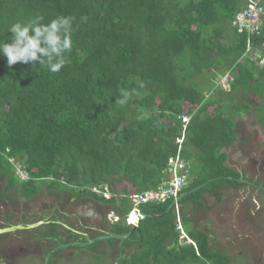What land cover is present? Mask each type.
Here are the masks:
<instances>
[{"label":"trees","instance_id":"1","mask_svg":"<svg viewBox=\"0 0 264 264\" xmlns=\"http://www.w3.org/2000/svg\"><path fill=\"white\" fill-rule=\"evenodd\" d=\"M247 4L0 0V41L10 42L8 29L17 21L36 16H43L44 23L57 16L75 19L70 62L59 73L41 68L39 61L10 69L0 54V174L6 176L5 191L16 189L21 197L32 198L43 183L64 187L110 206L122 219L132 208L126 196L158 189L167 180L163 172L169 159L179 153L193 178L181 195L212 180L178 201L184 230L195 244H179L175 205L167 212L173 199L146 203L140 209L147 216L134 233L141 243L134 260L232 264L228 255L211 248L209 233L194 228L184 212L189 204L192 210L205 209L204 195L219 192L223 183L243 185L225 179L239 177L227 166L225 150L238 138L235 118L239 107H246L234 104L233 93L262 98L254 113L264 131V65L248 58L249 35L233 25ZM250 43L251 48L264 44V25ZM211 71V83L201 84ZM227 75L230 91L217 89L226 100L211 108L214 81ZM138 81L145 87L139 88ZM123 90L133 95L118 105ZM224 102L233 103L232 113ZM10 157L21 161L33 180L20 182ZM123 182L127 185L117 191L115 185ZM106 185L111 199L92 191ZM118 194L123 198L117 199ZM113 228L125 232L121 226Z\"/></svg>","mask_w":264,"mask_h":264},{"label":"flooded vegetation","instance_id":"2","mask_svg":"<svg viewBox=\"0 0 264 264\" xmlns=\"http://www.w3.org/2000/svg\"><path fill=\"white\" fill-rule=\"evenodd\" d=\"M256 173L247 179L253 184L242 183L241 186L254 188L251 190H254L253 193L258 192L256 195L260 202L259 194H264V190L259 187L264 188V176H260L259 172ZM240 174L237 179L242 178ZM37 191L32 198L21 197L16 189L5 191L13 192L16 197L13 199L16 200L9 205L11 210L8 209L6 215L0 216V264H23L26 259L32 257H39L40 264H53V259L55 264H67L73 258L80 262L87 257L92 260L103 254L107 255V264H137L134 256L140 253L141 243L134 238V233L140 221L138 225L127 224L125 219L115 221L113 217L115 213L110 206L108 208L103 203H96L90 197L75 193L68 188L52 187L43 183ZM218 193L208 195L213 197ZM112 197L113 195L105 198ZM86 203L106 208L107 211L98 226L87 224L92 221L90 216L87 217L88 222H83L81 218L83 216L78 215L77 210L68 212L71 206L84 207ZM204 203L206 204V201ZM42 207L43 210L40 209ZM107 217L113 223L107 221ZM192 223L193 227L197 228L193 221ZM204 225L208 232L201 230L210 233L212 226L207 218ZM114 226L125 228V232H115ZM126 226L130 228L126 229ZM99 237L108 238L96 241ZM212 239L210 236V240ZM98 244L101 245L96 249L94 246Z\"/></svg>","mask_w":264,"mask_h":264},{"label":"rangeland","instance_id":"3","mask_svg":"<svg viewBox=\"0 0 264 264\" xmlns=\"http://www.w3.org/2000/svg\"><path fill=\"white\" fill-rule=\"evenodd\" d=\"M263 51L264 44L256 48H251L248 51V58L255 60L262 66L264 65ZM214 73L215 71L209 72L206 79L200 81V83L205 85L211 83V78ZM227 76H219L214 81L215 89L212 90L211 95L215 96L216 100L211 108L217 107L220 100H226L225 97L219 95L217 89L222 88L227 92L230 91V78ZM201 86L203 87L204 85ZM233 99L235 105H246L245 110L239 107L238 115L235 118L238 138L231 147L225 150L229 156L227 158L228 164H231V167L234 166V168H237L241 167V163L245 162L243 156L250 159L253 154L259 156L260 153L264 152V131L258 123L257 115L254 113V107L262 103V98L247 94L243 91H237L233 93ZM226 103L228 104V112L232 113L235 109V107H232L233 103L224 102V104ZM245 169H247L246 166ZM254 171L252 170L249 176H253L252 173ZM6 183V176L0 174V216L6 215L8 209H10L9 205L16 200L13 199L16 198L13 192H5ZM126 185L123 182L122 184L115 185L114 188L119 191ZM212 187V185H209L208 189L210 190ZM238 191L223 186V189H220L219 193L213 197H210L208 194L204 195L203 202L206 201V208L204 210L199 208L192 210V205L189 204L185 207L184 215L189 217L196 224L197 228L207 232L208 229L204 224L206 218L209 220V224L213 227V233L215 235V239L210 241L211 248L220 250L228 255L232 259V264H264V194H259L260 205L258 206L256 198L253 200L252 194H247L246 188ZM108 195L111 196L113 194L111 193L110 195L108 193ZM116 197L120 200L123 196L118 194ZM40 209L43 210V207ZM76 210L78 215L83 216L81 217L83 222H88L87 217L90 216L92 221L87 224L92 226H98L100 219L107 211L105 207L100 205L86 203L84 207L71 206L68 212H76ZM220 212L223 214V217H220ZM182 214L180 213L181 216ZM109 220L107 217V221ZM110 221L113 223L112 220ZM191 226L192 224H190V228ZM100 245L98 244L94 247L98 249ZM106 260L107 255L103 254V256L99 257L98 255V258L92 260H89L87 257L84 261L80 262L73 258L67 264H107ZM52 263L55 264L54 259ZM23 264H40V258L32 257L31 259H26Z\"/></svg>","mask_w":264,"mask_h":264},{"label":"clouds","instance_id":"4","mask_svg":"<svg viewBox=\"0 0 264 264\" xmlns=\"http://www.w3.org/2000/svg\"><path fill=\"white\" fill-rule=\"evenodd\" d=\"M74 22L75 19L71 16H57L47 23H44L43 16L30 18L27 22H14L8 29V32L12 34L9 37L10 42L0 41V54L6 57L10 69L18 63L34 64L39 61L41 68L46 67L51 73H59L70 62L67 54L72 50ZM137 85L139 88L145 87L143 81H138ZM132 95V92L123 90L116 103L125 105ZM9 162L20 182L33 180L21 161L15 157H10ZM14 164L21 165L29 173L30 179L27 181L21 180ZM98 188L104 190L105 186ZM97 194L105 198L104 191Z\"/></svg>","mask_w":264,"mask_h":264},{"label":"built area","instance_id":"5","mask_svg":"<svg viewBox=\"0 0 264 264\" xmlns=\"http://www.w3.org/2000/svg\"><path fill=\"white\" fill-rule=\"evenodd\" d=\"M247 2L248 4L246 8L236 16L233 25L238 28L239 32H246L249 35V51L251 49V36H260L262 32L264 25V0H247ZM227 77L230 78L229 75ZM183 120L186 124L189 121V117L185 116ZM184 127H186V125ZM178 142L180 144L183 140L180 139ZM11 162L13 163L12 160ZM14 167L21 180L27 181L30 179L29 173L26 172L21 165L14 164ZM163 173L167 176V180L158 189L131 194L127 197L132 203V208L126 217L122 219H125L127 224L137 225V222L144 219L143 213L140 209L141 205L146 203H165L173 199L176 202L174 214L176 216L177 231H179V244H195L184 230L182 216L180 215L181 211L177 202L182 191L193 182L190 167L178 153L175 157L169 159L167 167ZM102 191H104L105 197H110L108 195L110 192L107 186H105L104 190H102V188L93 189V192L95 193H102ZM113 217L115 221L121 220V218L116 215H113Z\"/></svg>","mask_w":264,"mask_h":264},{"label":"crops","instance_id":"6","mask_svg":"<svg viewBox=\"0 0 264 264\" xmlns=\"http://www.w3.org/2000/svg\"><path fill=\"white\" fill-rule=\"evenodd\" d=\"M227 150V149H226ZM227 152V151H226ZM228 154V153H227ZM242 156V155H241ZM229 157V156H228ZM243 158L245 159V162L244 163H241V167H235L234 168V166L233 167H231V164L229 165L228 164V161H227V166L229 167V168H231V169H233V170H235L237 173H241L240 175H241V177L242 178H246V179H250L251 178V176H249V173H251L252 172V170H255L254 171V173H252L253 175L256 173V172H259V175L260 176H264V152H262V153H260V155L258 156V155H255V154H253V156L252 157H250V159L248 158L247 159V157L246 156H243ZM256 161H257V163H256ZM262 162V163H261ZM255 163H256V165H255ZM236 164V163H235ZM238 164V163H237ZM245 166H246V168L247 169H245ZM264 181V180H263ZM223 186L225 187V188H232V189H234V190H239V191H241V190H243V188H246L247 189V194H249V193H251L252 194V199L254 200V198H256V202L258 203V205H260L259 204V202H258V198H257V195L255 194V193H253L252 191H251V189H254V188H250V187H248L247 185H244V186H231V185H228V184H226V183H223L222 185H221V187H220V189H223ZM220 189L218 190V191H220ZM238 191V192H239ZM222 197V196H221ZM246 202H248V201H246ZM220 214V217H223V214L220 212L219 213ZM212 228V230L210 231V236L213 238V239H215V235H214V233H213V227H211Z\"/></svg>","mask_w":264,"mask_h":264},{"label":"water","instance_id":"7","mask_svg":"<svg viewBox=\"0 0 264 264\" xmlns=\"http://www.w3.org/2000/svg\"><path fill=\"white\" fill-rule=\"evenodd\" d=\"M225 179H227V180H235V181H239L240 183H244V184H247V185H249V184H253V182H250V181L247 180V179H241V178H239V179H233V178H230V177H225ZM211 181H212V180H209V181L205 182L204 184H202V185L196 187L195 189L189 191L188 193H185V194H183V195H180L179 198H178V200H177V202L180 201L183 197H185V196H187V195H190V194H193V193L197 192V191L200 190L202 187H204V186H206L207 184L211 183ZM259 189L264 190V188H262V187H259ZM175 203H176L175 201L172 203V205L169 207V209H168L167 212H169L170 208H171L172 206H174ZM143 216H144V218H145L147 215L143 213ZM137 225H138V222H137ZM104 238H108V237H99V238L96 239V241H97V240L104 239ZM118 238H122V237H118Z\"/></svg>","mask_w":264,"mask_h":264}]
</instances>
